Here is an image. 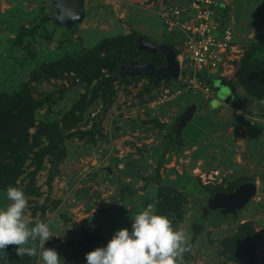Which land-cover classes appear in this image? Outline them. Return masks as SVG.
I'll list each match as a JSON object with an SVG mask.
<instances>
[{"label":"rangeland","instance_id":"374dc122","mask_svg":"<svg viewBox=\"0 0 264 264\" xmlns=\"http://www.w3.org/2000/svg\"><path fill=\"white\" fill-rule=\"evenodd\" d=\"M186 1L86 0L85 18L67 28L43 19L54 11L50 0H0V102L24 88L31 101L41 102L24 100L17 109L6 102L16 115L7 126L16 133L0 128V158L11 159L14 150L24 155L12 187L28 198L29 227L49 224L53 238L45 248L62 264H86L87 253L106 247L118 230L131 231V219L149 207L187 233L184 264H264V101L215 78V100L185 92L157 103L166 80L154 86L149 76H122L121 62L113 73L101 67L87 81L75 61L95 48L104 56L107 45L116 47L110 56L122 58L129 51L121 42L133 32L182 51L184 33L169 30L154 10L182 8ZM235 5L237 19L247 22L244 30L264 24V3ZM36 24L42 25L32 29ZM233 29L242 43L239 23ZM254 48L246 41L243 57ZM167 84L176 87L180 80ZM191 103L196 108L178 145L174 124ZM80 104L82 110L72 111ZM18 133L31 146L28 153L16 147ZM243 181L255 183L256 192L236 215L212 210L201 218L207 197ZM8 187L0 186V210L9 203ZM36 245L38 255L19 256L22 262L15 258L17 246L6 260L7 247L0 264H42Z\"/></svg>","mask_w":264,"mask_h":264},{"label":"clouds","instance_id":"9594fccd","mask_svg":"<svg viewBox=\"0 0 264 264\" xmlns=\"http://www.w3.org/2000/svg\"><path fill=\"white\" fill-rule=\"evenodd\" d=\"M6 199L9 203L0 210V251L6 254L7 247L14 245L18 256L35 257L38 241L42 264H62L54 249L45 248V243L53 238L49 224L39 222L29 227L31 221L25 214L28 198L24 192L10 186ZM131 220V231L118 230L106 247L87 253V264H184V254L190 251L185 231L174 229L166 216L154 214L151 207Z\"/></svg>","mask_w":264,"mask_h":264},{"label":"built area","instance_id":"2783aa9c","mask_svg":"<svg viewBox=\"0 0 264 264\" xmlns=\"http://www.w3.org/2000/svg\"><path fill=\"white\" fill-rule=\"evenodd\" d=\"M218 5L217 0H188L182 8L164 6L156 11L169 30L184 33V43L182 51L176 50L180 84L171 87L167 81L163 83L155 102L172 101L185 92L199 93L208 100L214 95L209 78L233 73L243 48L235 40L231 24L218 12Z\"/></svg>","mask_w":264,"mask_h":264},{"label":"trees","instance_id":"16d2710c","mask_svg":"<svg viewBox=\"0 0 264 264\" xmlns=\"http://www.w3.org/2000/svg\"><path fill=\"white\" fill-rule=\"evenodd\" d=\"M222 15L223 14H221V16ZM222 17H224V15ZM41 25L42 24H36V26L32 27V29L38 28ZM137 35H138L137 32H133V35H129L128 37L123 39V41L121 42L123 45V48L129 51V54H126L122 58L120 54H116V56L115 55L110 56V54L108 53L116 49V47L110 48L108 45L102 46V48L105 49L104 56H100L99 52L102 50L101 48H95L96 49L95 51H91V52L86 51L80 54L77 58H75V61H78L79 65L81 66L80 73L83 75V77L87 81H90L94 77H96L101 67H107L109 71L113 73L117 69V65L120 64L121 62L125 63L127 61L136 60L138 62L152 61V62H155V64H161L162 62L164 63L163 57L158 53L151 54L147 51H138L137 49H135L134 37ZM67 57H69V55ZM214 79L215 78H209L208 80L212 86H213ZM216 79H219L221 83H223L224 85L232 87L233 90L235 88V84H238L240 88L243 90V92L245 93L244 95H250V96H253L254 98H257L258 100L264 101V40L261 42H256L254 50H251L246 57H242L239 62L235 63V70L233 71L231 76L221 77V78L217 77ZM27 91H29L28 88L27 89L24 88L21 92H18V97H17L16 92L12 93V95L9 97L7 95H2V96L6 97L10 101H13L16 109H17V106L24 100H28L34 103L36 106L41 103L39 102L40 100L31 101ZM8 100H2L0 102V128L7 127L9 130H14L15 128L13 126H7L8 125L7 122L10 121V118H13L16 116V115H13V117H11L13 113H12V110L7 109L6 102ZM83 108H84V104L76 105L72 109V111L76 109L82 110ZM6 109L8 112L3 111ZM22 110L25 112V108L23 105H22ZM18 113H19V110H18ZM14 131L16 133V130ZM2 141L3 139H1V136H0V144L2 143ZM16 145H17L16 147H18L19 150H21L22 152H27V153L31 147L28 143H26L25 135L20 134V133H18ZM13 152L14 153L12 154L11 159L6 160L5 157L0 158V186H11L12 187L13 173L16 172L19 162H21L24 159V155L22 153L15 152V150ZM40 157L41 155L37 153L34 155L33 159L34 161L37 158L40 160ZM223 192H226V191H223ZM15 247L16 246L14 245L8 246L9 251H8V256L6 260L16 254L14 252ZM18 257H19L18 255L15 256V258H18Z\"/></svg>","mask_w":264,"mask_h":264},{"label":"water","instance_id":"95a60500","mask_svg":"<svg viewBox=\"0 0 264 264\" xmlns=\"http://www.w3.org/2000/svg\"><path fill=\"white\" fill-rule=\"evenodd\" d=\"M53 12H49L43 19L52 20L54 24L70 28L72 25L81 22L86 16L85 0H50ZM135 48L138 51H147L151 54L158 53L164 59V64L156 65L154 62L127 61L119 66V73L122 76H149L153 78V85L156 86L161 80L169 82L179 75L180 65L177 59L175 48L166 41L155 42L144 36H137L134 39ZM229 103V101H228ZM196 108L195 103L185 106L175 122V136L181 143V131L191 120ZM108 173L112 168H104ZM99 172H94L96 177ZM104 187L115 189L114 184H103ZM256 192V184L251 181H243L231 191H215L212 196L207 197V202L201 207V218L212 210H218L222 214L232 213L236 215L239 209L245 206ZM87 264V262H86Z\"/></svg>","mask_w":264,"mask_h":264},{"label":"crops","instance_id":"0c3cea01","mask_svg":"<svg viewBox=\"0 0 264 264\" xmlns=\"http://www.w3.org/2000/svg\"><path fill=\"white\" fill-rule=\"evenodd\" d=\"M187 1L184 3L186 4ZM39 2L41 3V0H39ZM85 2H86V0H85ZM217 2H219V5L217 6V10L219 13L224 15L223 19L225 22L231 24L232 27L237 26V23H239L241 33L244 35L243 42L240 43L241 47L243 48V55H242V57H243L244 56V46L246 45V41L247 42H253V44H255L256 42H261L264 40V24L259 25L258 23H255L251 27L249 26L247 30H244V23L246 25L247 22H244V20H242V19L238 20L236 17V8L235 7L237 5H235V4H237V0H217ZM250 2L262 4V3H264V0H255V1L250 0ZM263 8L264 7H262V8L260 7V11L263 10ZM157 10H154V11H157ZM155 14H156V12H155ZM258 20H260V17L258 18ZM259 27H262V28H259ZM253 33H254V35H253ZM144 37L148 38L147 36H144ZM231 75L232 74H230L229 76H231ZM238 86H239L238 84H235V89H237ZM210 99L215 100V96L213 95V97ZM215 102H219L221 104L224 101L222 99H217ZM206 104L208 107H210L209 101H207ZM228 104L225 103V106H228Z\"/></svg>","mask_w":264,"mask_h":264},{"label":"flooded vegetation","instance_id":"af4514ba","mask_svg":"<svg viewBox=\"0 0 264 264\" xmlns=\"http://www.w3.org/2000/svg\"><path fill=\"white\" fill-rule=\"evenodd\" d=\"M141 36H143V35H141ZM150 40H151V39H150ZM152 41H155V40L152 39ZM155 42H157V41H155ZM147 62H152V61H147ZM154 63H155V62H154ZM162 64H164V63L162 62L161 64H156V65L159 66V65H162Z\"/></svg>","mask_w":264,"mask_h":264}]
</instances>
